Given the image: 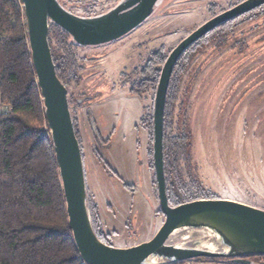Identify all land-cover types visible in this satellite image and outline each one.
Wrapping results in <instances>:
<instances>
[{
    "label": "rangeland",
    "instance_id": "rangeland-1",
    "mask_svg": "<svg viewBox=\"0 0 264 264\" xmlns=\"http://www.w3.org/2000/svg\"><path fill=\"white\" fill-rule=\"evenodd\" d=\"M120 1L60 0L81 17L104 13ZM241 1L162 0L151 18L125 37L75 48L78 80L66 86L78 122L88 204L98 206L96 225L101 224L107 245L130 248L148 242L165 220L158 214L146 121L155 92L130 91L138 73L153 53H171L194 30ZM177 95L174 129L191 134L190 172L203 192L264 210V8L236 29L208 36L193 51ZM180 167L186 176L185 163ZM197 242L221 249L206 229L178 230L168 241L182 247ZM250 260L264 264V257Z\"/></svg>",
    "mask_w": 264,
    "mask_h": 264
},
{
    "label": "trees",
    "instance_id": "trees-1",
    "mask_svg": "<svg viewBox=\"0 0 264 264\" xmlns=\"http://www.w3.org/2000/svg\"><path fill=\"white\" fill-rule=\"evenodd\" d=\"M263 8L264 5L213 30L190 46L174 67L163 120L164 171L170 206L199 199H218L204 193L200 183L191 176L189 130L185 128L179 133L174 129L175 98L184 70L193 51L202 46L208 36L222 29H236L244 18L252 19ZM48 41L58 78L65 85L77 82L75 48L80 46L53 23L49 27ZM169 54L162 49L153 53L130 91L141 96L152 89L156 94ZM0 106V264H86L69 227L60 170L32 61L21 0H0ZM71 115L81 146L78 122L73 111ZM147 116L149 155L154 167V102ZM95 135L97 140L101 139L97 131ZM102 162L113 173L107 163ZM181 162L187 166L186 176ZM88 208L95 234L106 244L101 224L96 225L98 206L88 204ZM158 214H162L160 209Z\"/></svg>",
    "mask_w": 264,
    "mask_h": 264
},
{
    "label": "water",
    "instance_id": "water-1",
    "mask_svg": "<svg viewBox=\"0 0 264 264\" xmlns=\"http://www.w3.org/2000/svg\"><path fill=\"white\" fill-rule=\"evenodd\" d=\"M28 27L32 61L45 106V114L60 170L69 227L86 264H175L198 258L222 259L232 264H254L264 256V210L228 199H199L170 206L163 157V120L169 82L179 58L194 43L221 25L264 5V0H245L213 17L184 38L169 54L159 78L154 100L153 161L160 210L165 217L148 242L115 248L102 242L92 226L88 208L83 154L75 133L67 86L56 73L48 41L53 23L81 47L115 42L143 25L161 0H123L106 14L77 16L58 0H21ZM182 229H206L215 234L221 249L169 244ZM159 259V262H155Z\"/></svg>",
    "mask_w": 264,
    "mask_h": 264
},
{
    "label": "flooded vegetation",
    "instance_id": "flooded-vegetation-1",
    "mask_svg": "<svg viewBox=\"0 0 264 264\" xmlns=\"http://www.w3.org/2000/svg\"><path fill=\"white\" fill-rule=\"evenodd\" d=\"M123 0H121L120 2H118L115 6H113L110 10H108V11H106V12H104V13H101L100 15H102V14H106V13H108L109 11H111L113 8H115L117 5H119L121 2H122ZM62 5V4H61ZM63 6V5H62ZM64 7V6H63ZM65 8V7H64ZM232 8V7H231ZM66 9V8H65ZM69 11V10H68ZM69 12H71V11H69ZM72 13V12H71ZM164 219H165V217H164ZM262 258V257H261ZM201 259H206V258H198V259H194V260H190V261H188V262H194V261H198V260H201ZM214 260V259H213ZM175 264H178V263H175Z\"/></svg>",
    "mask_w": 264,
    "mask_h": 264
},
{
    "label": "built area",
    "instance_id": "built-area-1",
    "mask_svg": "<svg viewBox=\"0 0 264 264\" xmlns=\"http://www.w3.org/2000/svg\"><path fill=\"white\" fill-rule=\"evenodd\" d=\"M1 114H2V113H0V117H1Z\"/></svg>",
    "mask_w": 264,
    "mask_h": 264
}]
</instances>
